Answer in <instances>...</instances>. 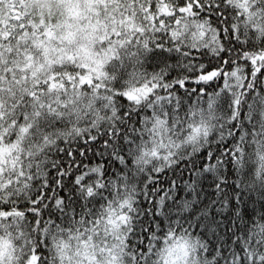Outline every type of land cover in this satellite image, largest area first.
<instances>
[{"label": "snow or ice", "instance_id": "1", "mask_svg": "<svg viewBox=\"0 0 264 264\" xmlns=\"http://www.w3.org/2000/svg\"><path fill=\"white\" fill-rule=\"evenodd\" d=\"M0 264H264V0H0Z\"/></svg>", "mask_w": 264, "mask_h": 264}]
</instances>
